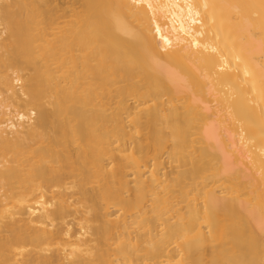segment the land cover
<instances>
[{
    "label": "bare ground",
    "instance_id": "bare-ground-1",
    "mask_svg": "<svg viewBox=\"0 0 264 264\" xmlns=\"http://www.w3.org/2000/svg\"><path fill=\"white\" fill-rule=\"evenodd\" d=\"M0 264H264V0H0Z\"/></svg>",
    "mask_w": 264,
    "mask_h": 264
}]
</instances>
